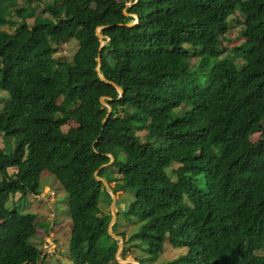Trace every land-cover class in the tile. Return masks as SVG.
<instances>
[{
  "label": "trees",
  "instance_id": "16d2710c",
  "mask_svg": "<svg viewBox=\"0 0 264 264\" xmlns=\"http://www.w3.org/2000/svg\"><path fill=\"white\" fill-rule=\"evenodd\" d=\"M129 2L0 0V135L24 149L0 146V264H44L43 222L17 205L44 169L67 195L75 264L118 248L96 174L133 194L124 212L142 221L116 234L139 264L166 244L181 251L157 264H264V138H250L264 133V0ZM71 39V58L54 54Z\"/></svg>",
  "mask_w": 264,
  "mask_h": 264
},
{
  "label": "rangeland",
  "instance_id": "374dc122",
  "mask_svg": "<svg viewBox=\"0 0 264 264\" xmlns=\"http://www.w3.org/2000/svg\"><path fill=\"white\" fill-rule=\"evenodd\" d=\"M129 3V0H127ZM37 13L41 12V6L35 9ZM31 20V18H29ZM100 28H97L99 31ZM231 32L228 34V38L223 39L222 43L227 46H232L241 41V38L237 34L236 26H233ZM100 32V31H99ZM76 49V41L74 39L60 42L57 44L55 55L58 57L69 59ZM202 49L198 50L200 53ZM1 65V63H0ZM8 97V93L0 88V109ZM104 100V99H103ZM105 102V100L103 101ZM72 121L65 123L62 127L66 130L70 125H73ZM252 140L258 138H264V133L254 132L250 134ZM10 146L15 152L22 155L24 149L21 146H16L13 141L7 137L0 135V146L4 147L5 141H8ZM107 170H114V166H107ZM11 170V169H10ZM119 180L116 171H113ZM104 178V177H103ZM108 182V181H107ZM111 187L114 181L108 182ZM40 189L39 195L26 194L21 198L17 205L21 210H29L37 214V220L43 222L37 227L36 234L32 238V242L40 247L42 255H44V264H75L67 255V247L71 233L72 220L68 209L67 195L65 190L61 187L56 177L48 172L46 169L40 173ZM108 194L112 195L113 190L107 188ZM115 196L114 208H111V198L107 193L102 192L99 199V204L102 210L109 211L118 210V215L114 220L115 231H124L125 236L128 237L131 232L137 229L142 221V216H135L133 214L128 217L123 210L128 201L132 198L131 191L125 190L122 187L113 191ZM19 193L12 194L8 199L9 206H12L13 202L18 198ZM123 211V212H122ZM127 211V210H126ZM48 225V226H47ZM47 226V227H45ZM120 234L116 238H120ZM181 251L180 248H174L169 244L165 245L164 252L159 256L155 262H147V264H157L163 260L169 259L177 255ZM144 251L138 249L133 244L126 243V248L121 250V247L115 253V259H110V264H138L136 256H144Z\"/></svg>",
  "mask_w": 264,
  "mask_h": 264
},
{
  "label": "water",
  "instance_id": "95a60500",
  "mask_svg": "<svg viewBox=\"0 0 264 264\" xmlns=\"http://www.w3.org/2000/svg\"><path fill=\"white\" fill-rule=\"evenodd\" d=\"M131 4V2H129L128 3V5H130ZM136 20H134L133 22H135ZM133 22H128V24H131V23H133ZM96 33L98 34V36H99V39H100V41H101V43H100V46L102 45V43H103V39H102V34H101V32H99L98 30H96ZM100 75V77L102 78V79H104L105 77L100 73L99 74ZM111 83H113V84H115L116 86H117V88H118V90H119V92L121 93L122 92V88L119 86V85H117L114 81H110ZM100 99L102 100V101H104L103 100V97H100ZM109 109H110V107H109ZM108 113L109 112H107V115H108ZM112 159V158H111ZM95 174H96V172H95ZM96 176H97V178H99V179H101L102 181H103V183H104V185H105V187H107V188H110L111 189V187L109 186V184H108V182H107V180L105 179V178H103L102 176H99V175H97L96 174ZM112 190V189H111ZM112 192V195H111V204H110V206H111V208H114V206H115V196H114V193H113V191H111ZM129 206H130V204L129 203H127L126 205H125V209L123 210V211H126L128 208H129ZM116 216H117V214H116V210H112V212H111V218H110V221H109V224H108V232L113 236V237H116V236H118L119 234H116V233H114L113 231H112V224L114 223V220L116 219ZM121 236V235H120ZM122 244H123V238L122 237H120L119 238V242H118V248H117V250L119 249V247H122ZM137 261V260H136ZM138 262V261H137ZM138 264H139V262H138Z\"/></svg>",
  "mask_w": 264,
  "mask_h": 264
}]
</instances>
